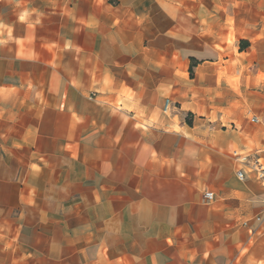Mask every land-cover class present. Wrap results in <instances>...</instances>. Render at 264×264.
Wrapping results in <instances>:
<instances>
[{"label":"crops","instance_id":"crops-1","mask_svg":"<svg viewBox=\"0 0 264 264\" xmlns=\"http://www.w3.org/2000/svg\"><path fill=\"white\" fill-rule=\"evenodd\" d=\"M0 139V264H264V0H0Z\"/></svg>","mask_w":264,"mask_h":264},{"label":"built area","instance_id":"built-area-1","mask_svg":"<svg viewBox=\"0 0 264 264\" xmlns=\"http://www.w3.org/2000/svg\"><path fill=\"white\" fill-rule=\"evenodd\" d=\"M173 104L171 103V101L169 99H166L164 101L163 104V112L164 113H168L171 108H172ZM252 122H256L257 118L256 117H252L251 118ZM238 160L244 164L245 166H247V168H249L251 171L255 172L256 176L264 181V161L260 158L258 152L257 153H253V154H249V155H241V154H234ZM237 176L240 179H243L244 174L242 170H238L237 171ZM212 192L211 191H207L204 193V198L206 199H212ZM263 201H264V196H263Z\"/></svg>","mask_w":264,"mask_h":264},{"label":"rangeland","instance_id":"rangeland-1","mask_svg":"<svg viewBox=\"0 0 264 264\" xmlns=\"http://www.w3.org/2000/svg\"><path fill=\"white\" fill-rule=\"evenodd\" d=\"M1 139H2V138H1ZM1 139H0V142H2ZM17 177H18V176H17ZM32 191H33V190H32Z\"/></svg>","mask_w":264,"mask_h":264}]
</instances>
